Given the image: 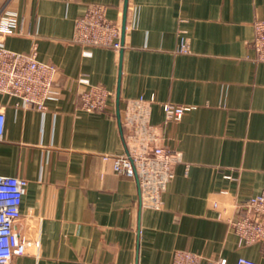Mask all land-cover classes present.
<instances>
[{
	"label": "crops",
	"instance_id": "obj_1",
	"mask_svg": "<svg viewBox=\"0 0 264 264\" xmlns=\"http://www.w3.org/2000/svg\"><path fill=\"white\" fill-rule=\"evenodd\" d=\"M92 4L128 28L122 51L72 42ZM9 19L0 45L35 46L56 68L45 111L0 94V176L26 181L15 230L39 242L12 264H171L175 251L264 264L262 246L239 247L228 223L264 190V63L251 48L264 0H0V30ZM81 77L110 92L106 112L80 109ZM140 97H154L150 123L181 154L157 210L101 159L124 153L111 114ZM163 103L191 109L164 124Z\"/></svg>",
	"mask_w": 264,
	"mask_h": 264
},
{
	"label": "built area",
	"instance_id": "obj_2",
	"mask_svg": "<svg viewBox=\"0 0 264 264\" xmlns=\"http://www.w3.org/2000/svg\"><path fill=\"white\" fill-rule=\"evenodd\" d=\"M106 6L92 4L74 23L72 42L84 47H101L120 52L122 39L128 28L110 21ZM0 32L8 33L14 20H4ZM254 39L251 48L254 61L264 63V20L253 23ZM177 52H189L188 39L182 37ZM56 68L37 60L33 46L28 53L10 51L0 45V94L15 97L23 108L46 110L51 98ZM78 82L85 88L79 94L80 109L85 112H106L110 92L101 86L91 85L81 77ZM149 99H129L116 117L125 145L121 155L104 154L102 161H111L112 172L135 182L141 207L161 208V195L174 178L173 168L181 162V154L170 148L163 140L159 127L150 123ZM163 123L178 122L191 108L188 106L160 104ZM4 112L0 107V139L3 135ZM26 181L18 177L0 176V264H12L32 247L38 239L26 241L16 230L20 219V205L25 193ZM216 207V205H213ZM237 208L241 210L228 223L237 237L239 247L260 244L264 255V190L249 197ZM171 264H200L199 256L188 251H175ZM206 264H228L224 257L211 259ZM234 264H259L257 261L239 257Z\"/></svg>",
	"mask_w": 264,
	"mask_h": 264
}]
</instances>
